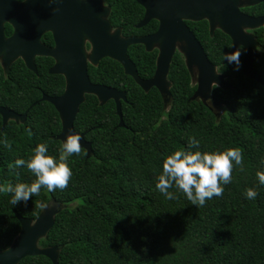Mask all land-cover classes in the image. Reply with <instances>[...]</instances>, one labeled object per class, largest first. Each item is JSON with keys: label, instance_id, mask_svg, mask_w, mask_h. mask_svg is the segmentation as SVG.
Wrapping results in <instances>:
<instances>
[{"label": "trees", "instance_id": "obj_1", "mask_svg": "<svg viewBox=\"0 0 264 264\" xmlns=\"http://www.w3.org/2000/svg\"><path fill=\"white\" fill-rule=\"evenodd\" d=\"M111 7V22L123 29V36H144L157 30L152 22L136 26L144 9L134 0H105ZM264 16V3L245 10ZM192 30L205 47L211 62L226 76L229 89L215 87L213 97L222 109L217 114L202 101H193L196 87L182 57L171 66L172 102L168 109L156 90L146 93L123 67L110 59L99 68L90 67V78L127 93L122 103L125 127H120L116 104L100 105L87 95L75 121V130L85 133L92 152L81 149L68 157L72 177L67 188L48 192L42 188L27 205L9 203L11 195L0 192V252L9 249L21 230L14 212L36 220L45 207L64 206L40 248L58 247L59 264H264V186L256 172L264 171V86L243 72L245 53L239 70L224 64L223 56L232 48L231 39L217 30L210 36L206 21ZM9 34L12 29H8ZM260 59L255 71L264 80V27L254 31ZM52 43L51 37L44 38ZM142 79H150L157 53L143 46L129 50ZM54 61L37 58V72L22 60L8 71L0 65V105L27 114L25 123L10 121L0 140H8L11 150L0 145L1 183H32L35 176L27 168H9L17 158L28 159L38 143L48 145V155L58 158L62 142V122L55 107L44 96L60 97L66 89L63 76L49 73ZM190 137L200 141V151L240 148L243 171L234 166L232 181L221 197H213L196 207L175 188L174 200L155 190L156 177L166 155L188 150ZM193 152L197 149H191ZM255 188L258 196L245 199L244 192ZM20 264H52L44 257H30Z\"/></svg>", "mask_w": 264, "mask_h": 264}, {"label": "water", "instance_id": "obj_2", "mask_svg": "<svg viewBox=\"0 0 264 264\" xmlns=\"http://www.w3.org/2000/svg\"><path fill=\"white\" fill-rule=\"evenodd\" d=\"M135 1L146 10L145 18L137 29L156 20L160 27L155 35L125 39L120 30L112 34V26L107 20L109 9H101V0H27L23 4L16 0H0V62L4 68L8 70L14 62L23 59L29 70L37 72L36 58L48 57L56 60L49 73L62 75L66 80L65 92L60 97L44 96L42 99L51 103L60 115L62 132L57 139L62 143L68 135L79 134L81 149L92 152V144L86 141V134L78 133L74 126L87 95L96 96L102 104L115 101L120 118L119 126L125 127L121 101H127V95L91 82L88 57L84 49L85 39L92 45L91 61L94 65L106 58L115 60L123 66L125 74L134 78L144 91L157 87L167 97H171L167 78L177 45L185 44L184 53L189 70L197 67L200 73L198 89L192 100H201L210 107L208 101H215L214 86L229 89V84L226 77L210 62L203 46L185 24V21L199 22L206 19L212 31L219 27L231 38L233 44L230 52L241 46L246 48L244 75L264 86V80L254 68L261 57L259 44L256 37L247 31L264 27V18L250 17L240 10L243 1L250 6L264 3V0ZM55 9L58 11H54ZM6 22L15 28V34L9 39L4 33ZM47 32L53 34L56 49H50L41 43L43 34ZM155 44L161 47L157 71L153 80L143 81L135 64L128 57V50L132 46L143 45L147 51H151ZM224 64L228 62L224 61ZM0 115L3 117L2 130L10 120L24 122L27 118V113L20 116L2 107ZM63 208L57 203L49 204L36 220L25 219L15 211L21 230L11 247L0 252V264H20L26 258L38 256L48 258L52 264H59L60 249L40 248L39 242L53 229L55 219Z\"/></svg>", "mask_w": 264, "mask_h": 264}, {"label": "clouds", "instance_id": "obj_3", "mask_svg": "<svg viewBox=\"0 0 264 264\" xmlns=\"http://www.w3.org/2000/svg\"><path fill=\"white\" fill-rule=\"evenodd\" d=\"M54 11H58L55 9ZM246 52V48L241 46L234 52H227L223 59L228 64H234L235 70H239L240 56ZM80 135L70 134L62 143L58 158L48 155V145L38 143L31 151L32 155L28 159L17 158L9 168H27L34 176L35 180L28 184L17 182L15 185L0 183V192H7L11 195L9 203L18 205L23 202L25 205L29 200L39 195L42 188L48 192L57 189L67 188L72 177V170L68 164V157L81 152ZM0 145L11 150L12 144L8 140H0ZM200 141L195 137H190L188 150H176L166 155L162 161L159 175L156 177L155 190L161 193L166 199L177 198L175 192L170 189L175 188L196 207H202L213 197H221L224 186L232 181L234 166H239L243 171V154L240 148H228L224 151H200ZM197 149L192 151L191 149ZM256 177L259 185L264 186V171H257ZM245 199L254 200L258 196L255 188H248L244 192ZM47 207V204H42Z\"/></svg>", "mask_w": 264, "mask_h": 264}, {"label": "flooded vegetation", "instance_id": "obj_4", "mask_svg": "<svg viewBox=\"0 0 264 264\" xmlns=\"http://www.w3.org/2000/svg\"><path fill=\"white\" fill-rule=\"evenodd\" d=\"M18 3H20V4H23L24 2H26L27 0H16ZM83 1H90V0H83ZM135 1V0H134ZM136 2V1H135ZM139 4V3H138ZM261 4H263V3H261ZM140 5V4H139ZM258 5H260V4H257V5H247L246 4V2L245 1H243L242 3H241V7H240V10H241V12L244 14V15H247V16H250V17H255V18H258V17H262V18H264V16H254L253 14H251V13H249V12H246L245 10H247V9H251V8H253V7H256V6H258ZM141 6V5H140ZM100 7H101V9H103V8H107V9H109V16H108V18H107V20L110 22V24H111V26H112V34H114L116 31H118V30H120L121 31V35H122V37L123 38H125V39H129V38H145V37H150V36H153V35H155L158 31H159V27H160V23L158 22V21H156V20H152L149 24H151L152 22H155L156 24H157V30L155 31V32H153V33H150V34H147V35H144V36H130V37H125V36H123V29L122 28H115L114 26H113V24H112V22H111V13H112V9H111V7L106 3V1L105 0H101V5H100ZM142 7V6H141ZM143 8V7H142ZM144 9V8H143ZM145 15H146V10L144 9V17H143V19H142V21L144 20V18H145ZM99 19H101L100 17H99ZM105 20H106V18H105ZM141 21V22H142ZM202 21H206L208 24H209V29H210V36L211 37H213L214 36V34L216 33V31L217 30H220V31H222L223 32V30L221 29V28H219V27H217L214 31H212L211 30V27H210V23L208 22V20H202ZM202 21H199V22H202ZM140 22V23H141ZM139 23V24H140ZM195 23H198V22H194V21H185V24L189 27V29L191 30V32L193 33V35H195V37L197 38V40L199 41V43L201 44V42H200V40L198 39V36L195 34V32L192 30V26L195 24ZM138 24V25H139ZM148 24V25H149ZM137 25V26H138ZM147 25V26H148ZM137 26H136V28H137ZM146 26V27H147ZM9 28H11L12 29V33L11 34H9V32H8V29ZM145 28V27H144ZM263 28V27H262ZM143 29V28H142ZM257 30V29H256ZM248 31V33H250V34H253L255 37H256V39H257V36L254 34V31L255 30H253V31H251V30H247ZM4 33H5V36H6V38L7 39H9V38H11L14 34H15V28H14V26L11 24V23H8V22H6V23H4ZM224 33V32H223ZM225 34V33H224ZM225 35H227V34H225ZM51 37V39H52V43H47L46 41H45V39L44 38H46V37ZM228 36V35H227ZM229 37V36H228ZM230 38V37H229ZM231 39V38H230ZM232 41V40H231ZM41 43L44 45V46H46V47H48V48H50V49H56V47H57V44H56V40L54 39V36H53V34L51 33V32H47V33H45V34H43V36H42V38H41ZM233 44V43H232ZM202 45V44H201ZM136 46V45H135ZM141 46H143V45H141ZM203 46V45H202ZM133 47V46H132ZM144 47V49H145V51L147 52V53H157V60H156V68H155V72H154V74H153V76L150 78V79H148V80H144V79H142L141 77H140V75H139V77H140V79L141 80H143V81H151V80H153L154 79V77H155V74H156V71H157V63H158V59H159V56H160V54H161V47H160V45L159 44H155V45H153V48L151 49V51H147V48L145 47V46H143ZM184 47H185V44H179V45H177V50H176V53H175V56H174V58H173V61H174V59H175V57H176V55L177 54H179L181 57H182V59L184 60V62H185V66H186V68L188 69V72H189V74H190V77H191V85L193 86V87H196L197 89H198V85H199V77H200V73H199V70H198V68L197 67H194L192 70H189V68H188V66H187V61H186V56H185V53H184ZM203 48H204V50H205V52H206V49H205V47L203 46ZM84 49H85V52H86V55H87V57H88V69H90V67H94V68H99V66H100V64L101 63H103L105 60H107V59H109V58H106V59H103V60H101V61H99V63L97 64V65H94L93 63H92V61H91V55H92V45H91V43L88 41V39H85V44H84ZM131 49V47L129 48V50ZM232 49V48H231ZM129 50H128V57H129V59L135 64V66H136V68H137V65H136V63L130 58V56H129ZM260 52V51H259ZM206 54H207V52H206ZM207 57L209 58V56H208V54H207ZM37 58H48V57H37ZM37 58H36V60H37ZM52 59V58H51ZM19 60H22L23 62H24V60L23 59H19ZM36 60H35V65H36ZM110 60H112V59H110ZM209 60H210V58H209ZM18 61V60H17ZM16 61V62H17ZM53 61H54V65H53V67L55 66V64H56V60L55 59H53ZM113 61H115V60H113ZM115 62H117V61H115ZM210 62H211V60H210ZM15 63V62H14ZM13 63V64H14ZM117 63H119V62H117ZM212 63V62H211ZM12 64V65H13ZM24 64H25V62H24ZM120 64V63H119ZM172 64H173V62H172ZM172 64H171V66H172ZM213 64V63H212ZM0 65H1V67L5 70V71H8V70H6L5 68H4V66H3V63L2 62H0ZM26 65V64H25ZM121 65V64H120ZM214 65V64H213ZM122 66V65H121ZM216 68H217V66L216 65H214ZM255 66V65H254ZM27 67V66H26ZM37 67V66H36ZM52 67V68H53ZM123 67V66H122ZM51 68V69H52ZM50 69V70H51ZM124 69V68H123ZM137 70H138V68H137ZM217 70H218V68H217ZM38 71V70H37ZM170 72H171V68H170ZM170 72H169V76H168V78H167V82L169 83V90H170V92H171V90H172V83H171V81L169 80V77H170ZM218 72H219V70H218ZM124 73H125V71H124ZM194 73H197V82L194 84V81H193V75H194ZM220 73V72H219ZM138 74H139V71H138ZM221 74V73H220ZM60 76H62V75H60ZM128 76V75H127ZM89 77H90V72H89ZM226 77V76H225ZM134 79V78H133ZM90 80H91V78H90ZM135 80V79H134ZM227 80V79H226ZM92 82V81H91ZM135 82H136V80H135ZM93 83V82H92ZM137 83V82H136ZM93 84H95V83H93ZM138 84V83H137ZM95 85H99V84H95ZM99 86H104V87H107V88H110V89H113V90H117L118 92H120V93H126V92H121V91H119L118 89H116V88H114V87H111V86H107V85H104V84H100ZM140 86V85H139ZM141 87V86H140ZM216 86H214V88H215ZM214 88H213V90H214ZM197 89H196V91H195V93L197 92ZM152 90H156L158 93H159V95L162 97V100H163V102L165 103L164 105H165V109H168L169 108V106H170V104H171V102H172V92H171V97H167L166 95H163L162 93H161V91L157 88V87H151L150 88V90L149 91H145L146 93H149L150 91H152ZM126 95H127V93H126ZM195 95V94H194ZM111 101H113V100H110V101H108L107 103H109V102H111ZM199 101H201V100H199ZM100 102V101H99ZM115 104H116V102L115 101H113ZM123 102H127V101H121V103H123ZM107 103H105V104H102V103H100V105H106ZM214 103H216V101H214ZM209 104V103H208ZM0 107H2V108H4V109H7V110H12V109H10V108H7V107H4V106H2V105H0ZM116 108H117V104H116ZM211 108V107H210ZM13 112H15L14 110H12ZM28 112L29 111H27V114H28ZM16 113V112H15ZM16 114H18V115H20V116H24L25 114H19V113H16ZM0 117H1V121H2V127H3V117L0 115ZM27 119V118H26ZM10 121H15L17 124H20V123H25L26 122V120L23 122V121H20V122H17L16 120H10ZM9 121V122H10ZM8 122V123H9ZM8 123H7V125H8ZM6 128H7V126H6ZM5 128V129H6ZM5 129L4 130H2V128H1V132H3V131H5ZM0 183H1V180H0Z\"/></svg>", "mask_w": 264, "mask_h": 264}, {"label": "rangeland", "instance_id": "obj_5", "mask_svg": "<svg viewBox=\"0 0 264 264\" xmlns=\"http://www.w3.org/2000/svg\"><path fill=\"white\" fill-rule=\"evenodd\" d=\"M193 81H194V84L197 82V73H194ZM208 103H209V106L213 109V111L215 113H217V114H221L222 113V109L217 103H214L212 100L208 101Z\"/></svg>", "mask_w": 264, "mask_h": 264}]
</instances>
